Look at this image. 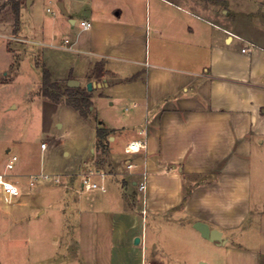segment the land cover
I'll use <instances>...</instances> for the list:
<instances>
[{"label": "crops", "instance_id": "1", "mask_svg": "<svg viewBox=\"0 0 264 264\" xmlns=\"http://www.w3.org/2000/svg\"><path fill=\"white\" fill-rule=\"evenodd\" d=\"M12 20V36L39 51L53 80L96 83L93 109L106 99L117 121L97 125L109 134L98 164L91 157L59 173L17 164L23 194L0 202V221L33 207L43 214L24 180L64 173L50 207L62 214L63 243L79 247L78 264H186L187 248L203 254L196 264H264V45L176 0H21L18 27ZM58 111L86 120L70 106ZM138 139L146 148L126 154ZM97 146L95 134L93 154ZM93 168L111 173L106 192L82 191L80 175ZM197 223L221 241L204 238Z\"/></svg>", "mask_w": 264, "mask_h": 264}, {"label": "rangeland", "instance_id": "2", "mask_svg": "<svg viewBox=\"0 0 264 264\" xmlns=\"http://www.w3.org/2000/svg\"><path fill=\"white\" fill-rule=\"evenodd\" d=\"M176 1L224 23L237 35L264 45V0ZM51 7L59 12L56 5ZM39 8L42 15L51 17L47 13L48 6L40 5ZM10 9H6V5L0 6V164L9 158L8 148L18 155V166L27 165L37 173L75 169L91 157L98 164L104 160V150L98 145L96 152H91L96 127L100 121H117L108 101L95 100L92 117L83 120L74 111H58V105L61 109L67 108V104H57L43 97L40 92V66L43 65L40 53L12 36L15 28ZM24 14L27 19V13ZM34 47L42 49L41 46ZM56 61V55H52L49 64L57 65ZM54 69L58 72V68ZM43 143L47 144V150L42 151ZM92 170L99 171V168ZM57 175L61 176L60 182H55L53 177H39L34 187L29 186L30 179L24 180L29 186L26 193L31 194L29 202L32 206L43 203L46 209L43 214L34 207L23 211L10 225L0 221V264H78L79 255L72 249L75 247L78 251L79 247L70 240L66 245L63 243L62 214L50 207L56 200L51 190L68 180L64 173ZM79 179L82 182V178ZM2 212L14 215L10 211ZM100 241L101 248L109 247L107 236L100 237ZM197 250L186 249L185 255L190 257L186 264H196V260L203 257Z\"/></svg>", "mask_w": 264, "mask_h": 264}, {"label": "built area", "instance_id": "3", "mask_svg": "<svg viewBox=\"0 0 264 264\" xmlns=\"http://www.w3.org/2000/svg\"><path fill=\"white\" fill-rule=\"evenodd\" d=\"M81 26L84 30L91 28L92 24L90 22H82ZM68 41H66L67 43ZM140 134H144L141 132ZM146 141L144 139H138L130 142L126 148L125 153L128 155L136 154L146 148ZM41 149H47V144H41ZM19 162V157L16 154H12L6 164L5 171L0 173V202L12 203L14 200L22 196V188L18 177L13 173L16 170L17 164ZM129 168H132L131 164H128ZM111 173L103 171H89L87 173H82L80 176L82 178L81 186L82 191H100L106 192L107 187L105 185L107 177ZM39 177L44 178H55V182H60L61 176L59 175H49V174H34L30 176L29 186L34 187L36 185V179ZM98 179V180H97ZM145 183L140 185V190H145Z\"/></svg>", "mask_w": 264, "mask_h": 264}, {"label": "trees", "instance_id": "4", "mask_svg": "<svg viewBox=\"0 0 264 264\" xmlns=\"http://www.w3.org/2000/svg\"><path fill=\"white\" fill-rule=\"evenodd\" d=\"M20 1L10 0L11 13L14 16L16 27L20 22ZM42 71V86L41 95L46 99L60 104L65 103L72 107L74 110L85 118L90 119L92 117L93 102L91 99V93L86 88H72L68 84H61L54 81L50 71L45 65L40 66ZM98 145L102 149L106 150V143L108 142V131L103 127H97L96 129Z\"/></svg>", "mask_w": 264, "mask_h": 264}, {"label": "water", "instance_id": "5", "mask_svg": "<svg viewBox=\"0 0 264 264\" xmlns=\"http://www.w3.org/2000/svg\"><path fill=\"white\" fill-rule=\"evenodd\" d=\"M61 11L64 13V14H67L64 10V7L62 4L59 5ZM68 86L69 87H72V88H77L80 86V82L77 81V80H69L68 82ZM97 87V84L94 83V82H90L88 83L87 85V89L88 91H91L93 88H96ZM195 229L198 230L201 235L208 239V240H211V241H214V242H220L221 241V234L219 231L217 230H211L209 228V226H207L206 224L204 223H197L195 225ZM137 242H139V239L137 240Z\"/></svg>", "mask_w": 264, "mask_h": 264}]
</instances>
